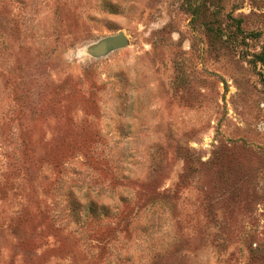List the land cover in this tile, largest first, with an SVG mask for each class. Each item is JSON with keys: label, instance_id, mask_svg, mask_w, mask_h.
<instances>
[{"label": "rangeland", "instance_id": "obj_1", "mask_svg": "<svg viewBox=\"0 0 264 264\" xmlns=\"http://www.w3.org/2000/svg\"><path fill=\"white\" fill-rule=\"evenodd\" d=\"M263 49L264 0H0V264H264Z\"/></svg>", "mask_w": 264, "mask_h": 264}, {"label": "water", "instance_id": "obj_2", "mask_svg": "<svg viewBox=\"0 0 264 264\" xmlns=\"http://www.w3.org/2000/svg\"><path fill=\"white\" fill-rule=\"evenodd\" d=\"M129 44L127 36L122 32H118L114 36H109L89 45L86 52L93 57H104L109 53L123 49ZM90 47V50L87 49Z\"/></svg>", "mask_w": 264, "mask_h": 264}, {"label": "trees", "instance_id": "obj_3", "mask_svg": "<svg viewBox=\"0 0 264 264\" xmlns=\"http://www.w3.org/2000/svg\"><path fill=\"white\" fill-rule=\"evenodd\" d=\"M256 60H257V62L264 65V49L262 50V52L260 54H258L256 56Z\"/></svg>", "mask_w": 264, "mask_h": 264}, {"label": "bare ground", "instance_id": "obj_4", "mask_svg": "<svg viewBox=\"0 0 264 264\" xmlns=\"http://www.w3.org/2000/svg\"><path fill=\"white\" fill-rule=\"evenodd\" d=\"M90 50V47L87 49V51Z\"/></svg>", "mask_w": 264, "mask_h": 264}]
</instances>
